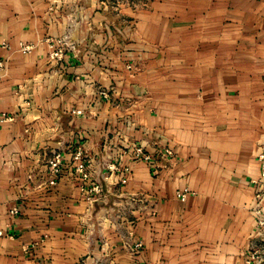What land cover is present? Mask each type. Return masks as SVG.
Listing matches in <instances>:
<instances>
[{"label": "crops", "instance_id": "crops-1", "mask_svg": "<svg viewBox=\"0 0 264 264\" xmlns=\"http://www.w3.org/2000/svg\"><path fill=\"white\" fill-rule=\"evenodd\" d=\"M47 38L75 47L52 58ZM0 61V264H80L104 242L106 264H244L264 149V0H0ZM165 141L175 156L158 172L128 149ZM78 145L101 194L73 170ZM53 150L67 160L49 184ZM110 162L130 166L126 184ZM109 204H127L133 233L105 218Z\"/></svg>", "mask_w": 264, "mask_h": 264}, {"label": "built area", "instance_id": "built-area-1", "mask_svg": "<svg viewBox=\"0 0 264 264\" xmlns=\"http://www.w3.org/2000/svg\"><path fill=\"white\" fill-rule=\"evenodd\" d=\"M49 45L51 47L50 56L52 58L60 59L65 55V50L67 48H74L75 44L73 42H68L65 38L61 39H51L47 38ZM34 47V44L31 42H21V49L24 52L31 51ZM0 66H4V62L0 61ZM129 68H133L132 64H128ZM107 96L108 93L103 91ZM76 113H82L81 109H76ZM13 118V116H6ZM129 151L133 156L134 160H144L146 161L152 170L158 172L161 167L166 165V162L172 160L175 156L174 146L165 141L161 144L149 145L146 143H130ZM70 159L72 162V167L75 173L80 174L81 178L84 181V187L89 186L91 191H94L96 194L102 193V185L100 182H93L92 172L88 169V156L86 155L85 149L83 146L78 145L74 147L70 152ZM259 158L261 161V171L258 178L254 181L256 183V192L254 194V206H253V215H254V227L250 234V239L248 247L245 253L244 264H264V149L259 153ZM67 160V155L62 150H53L52 154L47 158L48 169L50 172L49 184H55L57 182L58 176L62 173L64 165ZM6 162V158L4 159ZM108 169L111 172L116 171L119 175V183L126 184L128 181V172L130 171L129 165L120 166L115 162H110L107 165ZM192 190L189 187L179 188L176 190V196L185 201ZM88 199L93 201L94 196H88ZM134 202L136 200H141L138 194L132 193L128 196L127 199ZM127 205V204H126ZM124 204H109L106 219L111 220V222L117 221L120 219L121 222L126 221L130 225V232L133 233L137 224L136 216L128 217L127 211L128 207ZM18 207H13L11 212H18ZM155 206L150 207L151 214L156 213ZM3 233V230H0V234ZM108 243L104 242L101 247L99 255H87L82 258L80 264H106L107 260L110 257V251L108 249ZM132 250H139L143 246V241L141 239L133 241L128 244Z\"/></svg>", "mask_w": 264, "mask_h": 264}]
</instances>
